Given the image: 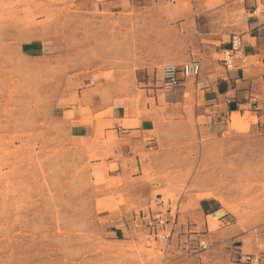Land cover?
<instances>
[{"label": "rangeland", "instance_id": "374dc122", "mask_svg": "<svg viewBox=\"0 0 264 264\" xmlns=\"http://www.w3.org/2000/svg\"><path fill=\"white\" fill-rule=\"evenodd\" d=\"M103 1L0 0V264H264V129H185L155 91L198 36ZM29 43L46 56L23 57ZM116 96L175 126L121 169L115 136L77 141L66 123ZM205 199L220 212L202 216Z\"/></svg>", "mask_w": 264, "mask_h": 264}, {"label": "crops", "instance_id": "0c3cea01", "mask_svg": "<svg viewBox=\"0 0 264 264\" xmlns=\"http://www.w3.org/2000/svg\"><path fill=\"white\" fill-rule=\"evenodd\" d=\"M103 2L105 9L114 13L158 10L165 22L178 32L198 36V42L190 49L195 54L191 53L189 59L199 62V76L180 82L171 93L162 96L171 116L182 118L183 125L190 119L194 122L195 126H183L185 129L196 130L201 138H213L231 131L230 118H239L249 131L264 129V0ZM233 34L242 38L246 63L238 69L227 70L222 57ZM21 54L25 58H41L46 56V48L43 44L29 43L21 47ZM155 92H162L161 84ZM146 110L152 111L150 105ZM63 116L64 110L62 119ZM69 117L66 123L77 141L92 142L101 135L116 137L112 150L121 156L117 163L120 169L123 161L130 164L132 159H137L139 148L150 152L159 135L175 127L159 126L156 117L144 113L143 102H135V98L128 102L122 96L113 97L101 109H90L84 114L75 110ZM131 123L136 125L130 126ZM199 212L205 218L210 217L220 212V203L209 199L200 201Z\"/></svg>", "mask_w": 264, "mask_h": 264}, {"label": "built area", "instance_id": "2783aa9c", "mask_svg": "<svg viewBox=\"0 0 264 264\" xmlns=\"http://www.w3.org/2000/svg\"><path fill=\"white\" fill-rule=\"evenodd\" d=\"M229 48L223 52L222 62L227 70L238 69L246 63L243 56V42L238 34H233L229 39ZM200 74L198 61H190L181 65L165 64L161 68V90L163 94L171 93L182 81L195 79ZM156 224L163 225L165 222L157 216L154 218ZM149 225H152L149 223ZM249 261V257L245 258Z\"/></svg>", "mask_w": 264, "mask_h": 264}]
</instances>
